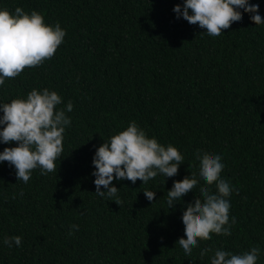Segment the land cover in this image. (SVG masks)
Returning a JSON list of instances; mask_svg holds the SVG:
<instances>
[{
    "label": "trees",
    "instance_id": "trees-1",
    "mask_svg": "<svg viewBox=\"0 0 264 264\" xmlns=\"http://www.w3.org/2000/svg\"><path fill=\"white\" fill-rule=\"evenodd\" d=\"M182 2L0 0L10 13L36 10L66 32L51 58L5 78L0 102L47 87L62 97L57 107L73 105L56 172L34 169L24 183L0 162V239L22 238L19 247L0 243V264H209L202 248L236 254L252 246L261 248L256 264H264V24L241 12L240 23L212 39L176 18L172 8ZM249 3L264 20V0ZM129 121L184 160L174 177L114 178L117 205L94 193L91 160ZM196 152L221 155L235 223L230 235L210 234L185 257L176 244L180 218L198 189L170 209L167 191L196 174ZM145 189L155 192L153 201Z\"/></svg>",
    "mask_w": 264,
    "mask_h": 264
},
{
    "label": "clouds",
    "instance_id": "clouds-1",
    "mask_svg": "<svg viewBox=\"0 0 264 264\" xmlns=\"http://www.w3.org/2000/svg\"><path fill=\"white\" fill-rule=\"evenodd\" d=\"M258 8V4H250L249 0H183L182 4H175L172 11L177 19L197 24L203 33L216 39L228 32L230 25L240 23L241 12L250 14L249 19L255 25L264 24ZM65 35V29L58 22L46 24L43 15L36 10L25 12L16 7L10 13L7 8H0V86L5 84V78L18 76L25 67L39 66L51 58ZM61 101L56 91L44 87L32 88L22 97L0 102V144L15 142L14 146L0 151V162L13 166L16 178L24 183L30 180L34 169L38 168L41 175L56 172L65 129L71 123L65 113L73 109L71 101L63 108L57 107ZM194 159L196 174L181 182L173 180L166 201L170 209L186 194H194L198 189V194H194L198 198L185 205L186 211L180 218L183 239L176 244L185 257L191 255L198 240H208L210 234L230 235L231 225L235 223L234 216L229 220L228 197L232 188L220 175L224 168L221 155L196 152ZM183 160V155L171 143H159L135 121H129L126 128L95 149L91 160L94 170L90 173L94 177V193L119 205L122 201L118 189L111 183L114 178L147 183L158 174L164 178L174 177ZM201 184L205 186L200 187ZM213 185L215 192L211 190ZM143 194L148 201H153L154 191L145 189ZM76 227L71 225V228ZM21 239L19 235L4 236L0 243L9 248L13 244L19 247ZM206 253H211L209 264H256L261 248L252 246L236 254L222 248L200 250L201 257Z\"/></svg>",
    "mask_w": 264,
    "mask_h": 264
},
{
    "label": "bare ground",
    "instance_id": "bare-ground-1",
    "mask_svg": "<svg viewBox=\"0 0 264 264\" xmlns=\"http://www.w3.org/2000/svg\"><path fill=\"white\" fill-rule=\"evenodd\" d=\"M207 55V54H206ZM203 56V55H202ZM102 69V68H101ZM221 131V130H220ZM96 139V138H95ZM86 161V160H85ZM230 172V171H229ZM136 243V242H135ZM78 247V246H77ZM140 259H142V258H140Z\"/></svg>",
    "mask_w": 264,
    "mask_h": 264
}]
</instances>
